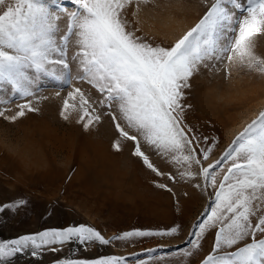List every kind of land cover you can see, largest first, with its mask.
I'll list each match as a JSON object with an SVG mask.
<instances>
[{
  "label": "snow or ice",
  "instance_id": "snow-or-ice-1",
  "mask_svg": "<svg viewBox=\"0 0 264 264\" xmlns=\"http://www.w3.org/2000/svg\"><path fill=\"white\" fill-rule=\"evenodd\" d=\"M147 2L72 0L69 11L59 6L53 10L45 0H0V85L28 96L30 72L71 80L70 63L74 62L75 79L86 82L99 96L74 88L60 112L64 120L75 114L77 123L88 129L108 117L117 134L113 144L117 151L122 141L130 142L132 155L143 165L159 177L176 181V176L162 172L149 159L142 150L147 145L154 154L187 170L179 171V179L202 177L203 183L195 187L207 192L209 204L192 225L185 241L188 247L181 250L184 255H191L190 249L199 250L211 233L212 249L202 264H264V110L214 163L208 161L218 141L197 135L184 121L185 89L201 68L219 64L228 73L230 66H243L264 74V58L255 54L253 45V37L264 33V0H211L198 22L168 46L155 43L129 18L130 5L135 3L139 9ZM70 44L74 52L69 60ZM54 66L61 71L57 73ZM77 98L78 108L69 103ZM18 108L5 118L15 121L25 110L35 111L30 103ZM157 186L167 188L163 183ZM25 204L20 200L16 207ZM176 231H132L105 239L93 227L80 224L0 242V262L26 250L32 256L42 249L58 251L54 245L78 243L87 248L96 242L108 245L113 240ZM64 264L126 262L123 257L107 256Z\"/></svg>",
  "mask_w": 264,
  "mask_h": 264
},
{
  "label": "rangeland",
  "instance_id": "rangeland-1",
  "mask_svg": "<svg viewBox=\"0 0 264 264\" xmlns=\"http://www.w3.org/2000/svg\"><path fill=\"white\" fill-rule=\"evenodd\" d=\"M45 2L53 10L58 6L73 10L72 0ZM210 3L211 0L142 3L140 8L147 11L144 14L153 12L155 17L160 16L159 20L169 16L167 28L171 34L163 31V27H159L158 35L145 32L141 21L132 15L138 10L135 3L129 6V18L155 43L168 46L198 22ZM59 23L63 30V15ZM253 45L255 54L264 58V33L253 37ZM73 52L74 46L70 44L69 60ZM70 67L71 80L30 72L32 84L28 96L15 92L10 85H0V111L4 112L0 116V242L80 224L93 227L105 239L132 231L171 232L172 228L177 231L165 236L113 240L108 245L96 242L87 248L78 243L54 245L58 251L42 249L37 256L26 250L0 264H64L107 256L123 257L126 264H202L212 249L211 233L201 241L199 250L190 249L191 255L185 256L181 251L188 247L185 241L192 225L209 204L207 192L195 187L203 183L202 177L179 179V171L187 170L154 154L147 145L142 150L149 159L162 172L176 176V181L159 177L143 165L132 155L130 142L122 141L117 151L113 147L117 134L108 117L88 129L77 123L75 114L64 120L60 112L74 88L99 96L86 82L75 79L74 62ZM54 68L57 73L61 71L58 66ZM228 73L219 64L215 68H201L185 89L186 125L197 135L218 141L209 156L208 162L212 163L264 110V74L243 66H230ZM52 90L56 91L53 96ZM69 101L79 102L78 98ZM24 103H30L35 111L25 110V115L15 121L5 118L15 115L18 106ZM160 183L167 188L158 187ZM20 200L26 204L16 207Z\"/></svg>",
  "mask_w": 264,
  "mask_h": 264
},
{
  "label": "bare ground",
  "instance_id": "bare-ground-1",
  "mask_svg": "<svg viewBox=\"0 0 264 264\" xmlns=\"http://www.w3.org/2000/svg\"><path fill=\"white\" fill-rule=\"evenodd\" d=\"M141 6H139V8H140ZM143 8H140V9H138L135 13H136V19H138L139 21H141V23H142V25L141 26H143V28H144V30H145V32L146 31H153L152 33L153 34H157L158 35V33H160L159 31H158V29H159V27H163L162 28V30L164 31L165 30V32L166 33H170L169 31V29L167 28L168 27V20H170V18H169V16L168 15H166V16H168V17H165V15H164V17H162V19L163 20H159L158 18L160 17H155L154 15H152V13H150V14H144V11L146 10H142ZM141 10V11H140ZM145 12H147V11H145ZM148 12H150V11H148ZM154 14V13H153ZM156 15V14H155ZM170 23V22H169ZM176 24V23H175ZM180 24V23H179ZM178 24V27H181V25H179ZM166 27V28H165ZM140 28V27H139ZM142 29V28H141ZM178 29L179 28H177L176 30L178 31ZM157 30V31H156ZM173 30V29H172ZM144 32V31H143ZM162 32V31H161ZM172 32V31H171ZM171 34V33H170ZM183 34L181 33V36H182ZM172 38V37H171ZM176 39V38H175ZM158 41V40H157ZM54 91V92H53ZM56 93V91L55 90H52L51 92H50V95H54ZM54 98V97H53ZM58 98V100H60V102H61V98H59V97H57ZM63 101V100H62ZM69 103L71 104V102L69 101ZM76 103H78L79 104V102H76ZM75 103V104H76ZM73 104V103H72ZM78 107V106H77ZM257 109V108H256ZM240 129V128H239ZM233 133V132H232ZM19 183V182H18ZM159 218V217H158ZM198 259V258H197ZM191 261V260H190Z\"/></svg>",
  "mask_w": 264,
  "mask_h": 264
}]
</instances>
